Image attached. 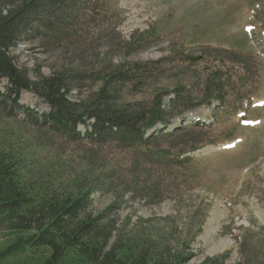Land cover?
I'll list each match as a JSON object with an SVG mask.
<instances>
[{
	"label": "rangeland",
	"instance_id": "1",
	"mask_svg": "<svg viewBox=\"0 0 264 264\" xmlns=\"http://www.w3.org/2000/svg\"><path fill=\"white\" fill-rule=\"evenodd\" d=\"M53 1L10 49L16 67L65 80L73 102L106 88L114 109L143 117L138 130L152 110L162 117L128 147L82 125L51 129L33 91L20 108L0 98V152L21 160L22 182L92 189L94 213L112 207L118 237L149 242L166 264H264V0ZM11 237L0 230V252Z\"/></svg>",
	"mask_w": 264,
	"mask_h": 264
},
{
	"label": "trees",
	"instance_id": "2",
	"mask_svg": "<svg viewBox=\"0 0 264 264\" xmlns=\"http://www.w3.org/2000/svg\"><path fill=\"white\" fill-rule=\"evenodd\" d=\"M57 4L53 0H23L7 12L0 11V85L7 82L0 98L20 108L22 94L33 91L49 106L43 118L51 129L76 134L82 125L92 128L93 133L86 132V136L95 134L93 137L98 139L108 133L120 137L128 147L145 144V132L161 121L162 114L157 109L144 117V126L138 130L143 117L114 109L106 102L110 97L106 88L100 91L98 101L73 102L65 80L52 76L32 82L26 72L16 67L10 49L18 46L29 32L30 23L36 22L38 18L33 15ZM21 164L19 158L0 152V230L12 234L0 252V264L41 249L49 254L42 264H166L162 253L152 249L149 242L135 244L130 238L118 237L116 222L109 215L112 207L101 214L94 213L92 189L87 191L78 185L74 192L36 194L22 182ZM175 261L168 264H186ZM215 261L208 260L206 264Z\"/></svg>",
	"mask_w": 264,
	"mask_h": 264
},
{
	"label": "bare ground",
	"instance_id": "3",
	"mask_svg": "<svg viewBox=\"0 0 264 264\" xmlns=\"http://www.w3.org/2000/svg\"><path fill=\"white\" fill-rule=\"evenodd\" d=\"M35 2V1H34ZM30 14V13H29ZM231 146V145H230Z\"/></svg>",
	"mask_w": 264,
	"mask_h": 264
}]
</instances>
